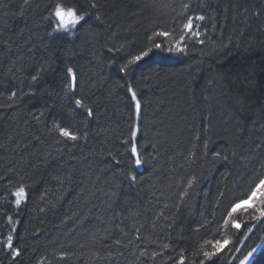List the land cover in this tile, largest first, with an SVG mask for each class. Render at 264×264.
Here are the masks:
<instances>
[{
  "label": "trees",
  "instance_id": "obj_1",
  "mask_svg": "<svg viewBox=\"0 0 264 264\" xmlns=\"http://www.w3.org/2000/svg\"><path fill=\"white\" fill-rule=\"evenodd\" d=\"M57 2L0 0V264H264V197L228 215L264 176V0H63L54 32Z\"/></svg>",
  "mask_w": 264,
  "mask_h": 264
},
{
  "label": "snow or ice",
  "instance_id": "obj_2",
  "mask_svg": "<svg viewBox=\"0 0 264 264\" xmlns=\"http://www.w3.org/2000/svg\"><path fill=\"white\" fill-rule=\"evenodd\" d=\"M93 7H95V5H93ZM49 18L55 19L56 24L55 27L53 29L54 32L57 31H70L71 29L77 27L78 25L81 24V22L84 21L85 19V13L81 10H79L77 7H73V6H67L65 2H63V0H58V2L54 5L52 11L49 13ZM197 19L199 20H203L204 17L200 16L197 17ZM184 27L186 29L189 30V32L192 31V29L194 28V23L191 19H189L187 21V23L184 25ZM201 33L196 32L195 35L199 36ZM155 35H159V36H168L169 33L168 32H159V33H155ZM202 42V41H201ZM154 47L159 48L161 47V45H154ZM176 51H184V48H177L175 49ZM152 51L151 48H149L147 51H142L139 55H135L131 58V60L128 61L129 64H133L135 62L140 61L143 57L148 56L149 53ZM169 51H172V49H169ZM123 71H127V66H125L124 68H122ZM67 72L70 74V79H69V83L67 85V89L69 92H73L76 88H77V77H76V73L72 68H67ZM33 80H37L38 76H33L32 77ZM133 98L135 99V92L132 93ZM16 93L13 92L11 93V97H15ZM75 104L79 105V106H85L83 100L81 99H76L75 100ZM141 108V103L139 100H136V109L139 110ZM88 114L91 115L92 111L91 109H88ZM139 129L137 128L136 130L132 131L131 135L135 136L136 135V131H138ZM58 131L60 133L61 136L75 141L79 138L78 133L70 130V128L68 127H59ZM132 152L136 153V156L134 158V162L136 165H141L143 163V161L140 158V155L138 153V150L136 148V146H133L132 148ZM214 155L216 157H220V153H214ZM224 159H227V157H224ZM132 179H135V176L132 177ZM194 179V178H193ZM192 180L188 181V186L191 187L192 185ZM26 190L23 187H20L16 192H15V197H16V203L20 204L21 201L23 199L26 198ZM187 195V190H185L183 193H181V196H185ZM264 197V176H261L258 178V181L255 183V186L253 188H251L250 193L247 195L246 199H240L237 200L235 203L232 204L231 206V211L228 213L229 216L232 215V213L237 212V210L241 209L242 206H244V210L247 211L248 207H254V205H250L249 202L255 200L257 197ZM227 222V221H226ZM233 224L235 226V228L240 229L241 225L235 221H233ZM12 237L9 236L8 237V246L12 247ZM230 243L229 240L225 239L223 241H219L217 240L215 242V247L213 249V251L210 252H205L204 256L207 259H210L212 257H215L218 253H220L228 244ZM165 247H168V245H165ZM256 249H253L252 252H249L243 260H241V264H246V262H249L250 257H252L253 252H255ZM17 254L18 250H17ZM203 264V262H202Z\"/></svg>",
  "mask_w": 264,
  "mask_h": 264
},
{
  "label": "bare ground",
  "instance_id": "obj_3",
  "mask_svg": "<svg viewBox=\"0 0 264 264\" xmlns=\"http://www.w3.org/2000/svg\"><path fill=\"white\" fill-rule=\"evenodd\" d=\"M188 30V29H187ZM177 47H178V45H177ZM253 258V256L252 257H250V260H249V262L251 261V259ZM248 263V262H247Z\"/></svg>",
  "mask_w": 264,
  "mask_h": 264
}]
</instances>
